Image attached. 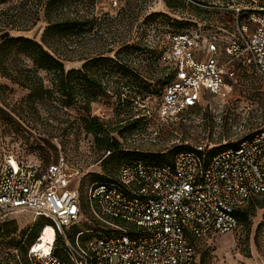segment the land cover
Returning <instances> with one entry per match:
<instances>
[{
  "label": "rangeland",
  "instance_id": "obj_1",
  "mask_svg": "<svg viewBox=\"0 0 264 264\" xmlns=\"http://www.w3.org/2000/svg\"><path fill=\"white\" fill-rule=\"evenodd\" d=\"M45 1L0 2V30L9 20L11 34L40 41L48 24L46 10L55 21L66 17L91 19L92 27L85 26L73 37L56 36L51 50L56 51L65 68L80 67L84 61L80 57L102 53L129 63L136 72L134 76H122L112 70L104 75L105 92L90 102L89 110L78 97L79 89L75 97L66 98L56 83L51 87L52 75L44 69L36 72L52 88L44 100L29 96L31 89L10 76H0V161L14 155L47 168L64 158L78 171L83 214L78 223L66 229L72 242L78 229L98 223L89 208L90 182L98 175H111L120 163L105 157L109 151L98 142L106 139L105 133L95 136L86 130L94 125L87 121L88 116L110 128L109 140H117L116 148L146 154L183 145L218 148L236 143L264 125V78L238 59L228 68V87L222 94H208L201 105L167 118L158 114L163 88L173 75L158 58L165 44L163 32L199 27L223 47L227 44L226 31L235 25L231 10L224 7L231 0H176L177 8L170 7L169 0H59L56 8L47 9ZM236 1L251 8L264 5V0ZM246 13L242 22H246ZM163 14L173 18L175 26L160 19ZM6 64L8 71L19 78L34 73L32 62L22 52L13 51ZM130 115L136 118L135 126L128 121ZM258 197L264 199V194ZM32 217L36 215L25 210L0 221V264H32L25 245L18 246L27 231L32 229L24 239L26 243L39 229ZM8 236L11 240L6 239ZM196 250L202 264H243L246 258L264 256V207L257 208L250 223L242 222L236 231L198 240Z\"/></svg>",
  "mask_w": 264,
  "mask_h": 264
},
{
  "label": "built area",
  "instance_id": "obj_2",
  "mask_svg": "<svg viewBox=\"0 0 264 264\" xmlns=\"http://www.w3.org/2000/svg\"><path fill=\"white\" fill-rule=\"evenodd\" d=\"M224 7L235 25L225 30L223 47L199 27L163 32L160 60L173 75L163 88L159 116L222 94L236 59L264 78V5L251 8L231 0ZM211 147L182 149L170 165L123 163L114 181L91 183L87 197L102 229L82 240L89 230L79 229L73 242L66 229L82 216L78 171L64 158L43 168L10 155L0 161V219L30 210L51 222L54 235L47 249L35 246L40 235L28 247L32 264H196V242L235 231L241 225L236 210L264 194V125L234 146L209 154ZM57 233L68 261L52 252Z\"/></svg>",
  "mask_w": 264,
  "mask_h": 264
},
{
  "label": "trees",
  "instance_id": "obj_3",
  "mask_svg": "<svg viewBox=\"0 0 264 264\" xmlns=\"http://www.w3.org/2000/svg\"><path fill=\"white\" fill-rule=\"evenodd\" d=\"M3 1L6 0H0V2ZM57 2H59V0H46L45 1L46 9L47 7L56 8ZM168 5L170 7L177 8L179 6V3L176 2V0H169ZM48 13L49 11L47 12L46 10V15H47L46 18L48 24L43 30L40 41L24 35L11 34L10 27H8V25H10L8 24L10 23L9 20L7 21V26L6 25L2 26L3 29L0 30V76L8 75L12 79L17 81L20 85L30 88L31 92L29 93V96H34V98L39 100H44L50 95V93L52 92L51 87L55 86V83L58 86V89L61 91V93L68 99H72L73 97L76 96L77 93L76 88H77L80 90L77 93L78 97L83 102V106L85 108H88L89 110L90 102L96 100L100 94L105 92V86L103 84L104 75H107L112 70L114 71V73L118 75L121 74L122 76L135 75L136 72H134V68L130 66L129 63L122 60L119 61L115 60L114 58L110 57V55L105 56L102 53H97L92 56L80 57V59L84 60L80 67L66 69L61 58L57 54H55L56 51L51 50L53 49V42L55 41L56 36L73 37L76 33L83 31L85 26L88 25V27L91 28L92 20L91 19L81 20L80 18L66 17L62 20L55 21L51 19ZM163 15H165V17L164 18L160 17V19H163V21L170 23L172 26H175L177 22H175L173 18L168 16L171 15V13L168 15L166 14ZM13 51L22 52L25 56H27L30 59L33 65V72H34L33 74L27 73L25 75H22L23 74L22 73L21 74L22 77L19 78L18 76L13 75L8 71L6 60L10 58ZM159 57L160 55L158 54V58ZM39 69H44L52 75V77L50 78L51 87L44 84L43 77L39 76L36 73L37 70ZM121 93L122 92H119V97H121ZM130 101H131V97L129 96L126 98V102L129 104ZM129 117L131 118L132 115H130ZM134 119L136 118H131L128 120L130 121L132 126H135ZM87 121H92L94 124L93 128L86 127L87 131H91L95 136L101 133H105L106 139L102 138L98 140V142L101 145V148H103L105 151H109L105 157H108V159L115 158L117 161H120L117 170L115 172H113L111 175L108 176H99V175L96 176V179L92 180L89 186L91 185V183L114 181L118 169L123 163H129L139 160L145 162H155V163L170 165L173 161L174 156L180 150L186 148H193V146L183 145L172 148L171 150H168L163 153H155V154H149V153L146 154L144 152H132L129 150L118 149L115 147V145H117L118 143L117 140L111 141L112 139L111 137L109 140L110 128H105L103 126V122L98 121L96 117L88 116ZM235 144L236 143L225 144L224 146H220L218 148L212 146L209 150V154H212L217 150L224 149L229 146H234ZM131 156L132 157L137 156V157L127 158ZM104 160L105 158L102 159V161ZM258 195L251 196L245 206L236 210L235 213L239 218L241 224L242 222L249 224L250 217L255 215L257 208L264 207V199L259 198ZM89 208L91 211V216L94 220L95 216L92 213L90 202H89ZM85 221L88 222L87 219ZM33 222L35 223L38 222V227H39L34 237H32L28 243L25 242L24 239L27 238L28 234H30V232L32 231V229H30L24 234V236L21 238L19 242L17 241L18 246L25 245L26 253L28 251L29 245L36 240L43 227L47 224H51V222L48 219L41 216H36ZM85 229H88L89 231L85 232L84 235L81 236V240L85 239L86 237L96 235L98 231H100V229L102 228L99 225V222L98 223L96 222L95 225L93 224L92 226ZM9 240H11V238H9ZM52 252L53 254L59 256L65 261L69 260V253L66 247L63 245V241L58 233L56 234L54 240Z\"/></svg>",
  "mask_w": 264,
  "mask_h": 264
},
{
  "label": "crops",
  "instance_id": "obj_4",
  "mask_svg": "<svg viewBox=\"0 0 264 264\" xmlns=\"http://www.w3.org/2000/svg\"><path fill=\"white\" fill-rule=\"evenodd\" d=\"M22 211H25V210H18V211L13 212V213H19V212H22ZM13 213H8V214L4 215V216L0 219V221H3L8 215L13 214ZM34 219H35V217H32V218H31L32 222H33ZM239 227H240V226H239ZM239 227H238V228H239ZM238 228H237V229H238ZM237 229H236V230H237ZM236 230H235V231H236ZM233 232H234V231H233ZM229 233H232V232H229ZM225 234H226V233H225ZM220 235H222V234H220ZM212 236H213V235H212ZM209 237H211V236H208V237L204 238L203 240H204V241H207ZM9 238H11V237L8 236L6 239H9ZM196 264H202L201 259H200V257H199V253H198V256H197V262H196ZM230 264H238V263H236V262H231ZM243 264H264V256H260V255L256 256V255H255V256H253V257L246 258V259L244 260Z\"/></svg>",
  "mask_w": 264,
  "mask_h": 264
},
{
  "label": "bare ground",
  "instance_id": "obj_5",
  "mask_svg": "<svg viewBox=\"0 0 264 264\" xmlns=\"http://www.w3.org/2000/svg\"><path fill=\"white\" fill-rule=\"evenodd\" d=\"M39 235L40 237L36 241L35 246L40 249H47V245L52 240L54 235L52 226L50 224L44 226Z\"/></svg>",
  "mask_w": 264,
  "mask_h": 264
}]
</instances>
